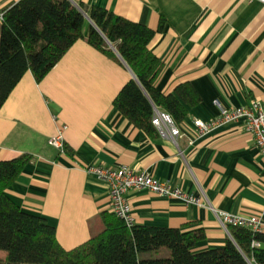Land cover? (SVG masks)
<instances>
[{"label": "crops", "instance_id": "crops-1", "mask_svg": "<svg viewBox=\"0 0 264 264\" xmlns=\"http://www.w3.org/2000/svg\"><path fill=\"white\" fill-rule=\"evenodd\" d=\"M19 1L0 0V15ZM69 1L154 30L164 18V29L150 46L162 64L155 87L168 95L190 83L201 102L176 124L178 144L135 127L113 105L135 75L117 53L119 61L88 44V21L86 38L41 83L27 72L0 109V161L33 157L8 189L12 200L54 226L66 250L102 232L101 216L112 212L108 185L86 172L91 166L128 167L199 198L201 205H186L146 190L126 195L135 225L203 230L207 239L197 246L200 251L222 248L231 239L216 212L264 221V156L254 136L242 122L207 136H199L194 125L219 116L217 100L230 110L264 102V5L248 0ZM63 127L64 153L49 144Z\"/></svg>", "mask_w": 264, "mask_h": 264}, {"label": "trees", "instance_id": "trees-1", "mask_svg": "<svg viewBox=\"0 0 264 264\" xmlns=\"http://www.w3.org/2000/svg\"><path fill=\"white\" fill-rule=\"evenodd\" d=\"M85 14L92 22L87 38ZM165 22L162 18L154 30L69 0H20L0 20V109L27 72L41 83L72 46L86 38L97 51L119 61L111 44L135 75L115 98V109L149 136H159L152 123L155 109L179 124L201 102L190 83L168 95L155 87L162 64L150 46ZM32 160L22 155L0 161V251L6 253L0 264H264V233L231 226V239L222 248L200 251L197 246L207 239L203 230L128 227L113 212L102 214V232L66 250L54 226L22 210L7 193Z\"/></svg>", "mask_w": 264, "mask_h": 264}, {"label": "built area", "instance_id": "built-area-1", "mask_svg": "<svg viewBox=\"0 0 264 264\" xmlns=\"http://www.w3.org/2000/svg\"><path fill=\"white\" fill-rule=\"evenodd\" d=\"M249 2H258L264 5V0H248ZM2 14L0 15V20ZM219 109V116L210 121L203 122L197 120L194 122L199 136H207L216 130L230 125L242 122L245 129L254 136L256 146L264 156V102L252 101L247 107L227 109L218 100L215 101ZM152 123L159 134L178 144L181 136L180 129L173 119L166 113L155 109ZM67 127H63L57 136L51 138L49 144L62 153L65 152V139L63 136ZM86 172L95 176L99 181L108 185L110 192V201L112 212L121 219L128 227L134 225L133 211L127 200L126 195L131 190H146L158 197L165 199H176L186 205H201L199 198L185 194L178 188L162 183L147 173H135L128 167H122L119 170H112L103 167H87ZM217 216L229 233V227H240L250 230L253 234L263 232L264 221L257 216H241L225 212H216ZM253 246L260 248L259 242H254Z\"/></svg>", "mask_w": 264, "mask_h": 264}, {"label": "water", "instance_id": "water-1", "mask_svg": "<svg viewBox=\"0 0 264 264\" xmlns=\"http://www.w3.org/2000/svg\"><path fill=\"white\" fill-rule=\"evenodd\" d=\"M85 16H86L87 20L90 22V24L92 25V22H91L89 16H88L87 14H85ZM109 45H110L111 49H112L115 53H117L116 50L111 46V44H109Z\"/></svg>", "mask_w": 264, "mask_h": 264}, {"label": "rangeland", "instance_id": "rangeland-1", "mask_svg": "<svg viewBox=\"0 0 264 264\" xmlns=\"http://www.w3.org/2000/svg\"><path fill=\"white\" fill-rule=\"evenodd\" d=\"M6 257V253L4 251H0V258ZM156 256H154L155 258Z\"/></svg>", "mask_w": 264, "mask_h": 264}]
</instances>
